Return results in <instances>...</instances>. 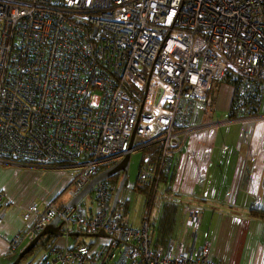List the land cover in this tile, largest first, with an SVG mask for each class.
<instances>
[{
  "label": "built area",
  "instance_id": "obj_1",
  "mask_svg": "<svg viewBox=\"0 0 264 264\" xmlns=\"http://www.w3.org/2000/svg\"><path fill=\"white\" fill-rule=\"evenodd\" d=\"M227 75L234 119L259 120L249 101L264 94V0H0V166L57 167L73 199L138 151L135 184L169 201L176 155L199 129L194 108ZM115 192L102 181L90 206L30 204L10 251L58 219L64 244L26 264H218L198 245L199 205L185 204L179 236L156 244L152 209L134 227L123 204L113 210ZM8 206L0 191V229Z\"/></svg>",
  "mask_w": 264,
  "mask_h": 264
},
{
  "label": "crops",
  "instance_id": "obj_2",
  "mask_svg": "<svg viewBox=\"0 0 264 264\" xmlns=\"http://www.w3.org/2000/svg\"><path fill=\"white\" fill-rule=\"evenodd\" d=\"M233 98V87L221 84L208 108H194L191 122L199 129L188 137L174 160L170 193L180 208L171 237H178L182 231L184 205H199L202 214L198 245L209 244L218 264H264V220L249 214L253 208L264 209V112L259 120L231 118ZM4 166H0V191L7 195L9 206L0 229V264H15L28 243L12 252L10 242L23 231L22 215L36 202L25 200L17 185L27 175L25 178L48 186L41 197L45 200L40 202L46 204L55 203L67 191L69 180L54 167ZM14 175L18 183L9 180ZM128 221L137 228L141 225ZM56 239L54 243L64 244V239ZM68 242L73 245L76 239L72 244L70 239Z\"/></svg>",
  "mask_w": 264,
  "mask_h": 264
},
{
  "label": "trees",
  "instance_id": "obj_3",
  "mask_svg": "<svg viewBox=\"0 0 264 264\" xmlns=\"http://www.w3.org/2000/svg\"><path fill=\"white\" fill-rule=\"evenodd\" d=\"M239 81H240V79H238V82ZM219 82L221 84H227L230 86H234V81L230 80L229 75L225 76V78ZM220 83H218V82L214 83L212 90L210 92V95H209V97H210L209 102L205 106L206 108H208L213 103L214 97H215V91L218 92L219 87H220V85H219ZM235 85H236V83H235ZM213 90H215V91L213 92ZM250 98L251 99L249 101V106H251L252 110L258 112L260 109V105L262 103V100H263V91L261 90V88L258 87V89H256V91L250 96ZM238 115H239L238 108L236 107L235 99L233 98V102L231 105V118H236ZM27 166H30V167H52L50 165L37 163V162H28ZM104 169H105V167L103 168V170ZM174 174H175V171H174L171 179L169 181H167V183H166V184H169L167 186L168 187V191H167L168 195L171 192V184L173 183ZM121 179H122V174L119 173V174H116L115 176L111 177L110 179H108L106 181L110 184L112 189L114 191H116L118 186H119ZM126 186H127V181H126V184L124 186V189L126 188ZM129 189L135 190V191L145 195V210L146 211H149L150 209H152V212H151V215H152L153 211L155 210V215H154L153 219L151 220V222H152V234H151V236L154 238L156 243H163L164 244V242L166 240L171 238V236L173 235V233L175 231L180 204H178L176 202L177 200H175L171 197H170L171 200H169V201H164L161 198H156L155 200H152V198H153L152 193L148 189L141 187V186H138L136 184L129 187ZM119 204H123V207L125 208V217L127 220H129L128 201L126 199L121 200V196H120ZM249 214L254 218L264 220V209L263 208H253L249 211ZM143 218L144 217H142L141 221L143 220ZM56 240H57L56 238H53L51 236L44 237L40 241L39 245L31 253L26 255L23 260L33 259V256L35 254H39L40 251H42L43 249H45L48 246H50L51 244H53Z\"/></svg>",
  "mask_w": 264,
  "mask_h": 264
},
{
  "label": "rangeland",
  "instance_id": "obj_4",
  "mask_svg": "<svg viewBox=\"0 0 264 264\" xmlns=\"http://www.w3.org/2000/svg\"><path fill=\"white\" fill-rule=\"evenodd\" d=\"M220 83V82H218ZM221 85V83L219 84ZM233 87V86H232ZM234 89V87H233ZM215 90H213L214 92ZM217 93L215 91V96H217ZM202 106V105H201ZM200 107V104L196 105V108ZM264 112V94H263V100L259 109V115H261ZM138 140V139H137ZM136 140V141H137ZM141 158H142V153L141 152H133L130 155V168H129V173H128V179H127V186L126 188L123 190L122 194H121V200H127L128 201V216L129 219L135 221L136 224H138V222H140V218L144 217L146 218L148 216V212L145 210V195H143L142 193H139L135 190L129 189V187L133 186L135 184L136 181V176L138 173V168L141 162ZM119 160H116L114 163H117ZM20 165V164H19ZM18 164H14L12 166H4V168H20ZM111 166V164H110ZM10 168V169H11ZM57 168V167H54ZM21 169H25V168H21ZM23 171V170H22ZM65 178L67 179L66 175L64 174ZM27 177V175L24 176V179H22V182L20 184L17 185L16 189L19 193H21V195L24 197L25 200H29V199H34L33 201L36 202H42L45 199L41 198L44 191H47V187L48 186H42L39 185L38 183H35V181L32 178H25ZM9 180L12 183H18L19 182V178L14 175L12 177L9 178ZM108 180V179H107ZM106 181V180H105ZM49 182L51 183V181H45V184L48 185ZM52 186H54L53 184H50ZM49 185V187H50ZM169 197H174L171 195V193H169ZM71 201V196L69 194V189H67V191L56 200V204L64 207L65 205H68V203ZM83 204L85 205H91L93 202V194L90 193L88 194L84 200L82 201ZM62 204V205H60ZM155 215V210L152 213L151 216V220L153 219V216ZM81 240H84L88 243L92 242L94 240V238H83ZM71 244L74 242V238L72 237L70 239ZM31 263L34 262V259L30 260ZM26 260H23L21 264H25Z\"/></svg>",
  "mask_w": 264,
  "mask_h": 264
},
{
  "label": "water",
  "instance_id": "obj_5",
  "mask_svg": "<svg viewBox=\"0 0 264 264\" xmlns=\"http://www.w3.org/2000/svg\"><path fill=\"white\" fill-rule=\"evenodd\" d=\"M135 135L136 133L133 134L132 142L135 138ZM129 168H130V154L126 155L124 159H122L121 161L117 163H114L111 167L104 170L102 173H100L98 176L92 179V181L88 184V186L81 193H79L76 197L71 199L67 207H72V208L76 207V205L85 198V196L93 189V187L96 184H98L99 182L105 181L107 179H110L116 174L122 173L123 176L115 192L114 201L112 205V208L114 210L119 202L120 196L122 194V191L128 179ZM57 224H58V219H55L54 221H52L49 225L45 227V229L41 232V234L37 238H35L30 243H28V245L23 250H21V252L19 253V256L15 264H21L25 256L31 253L39 245L40 241L44 237L51 235L56 238H61L62 233L59 231V226H57ZM75 235L76 237L87 236L86 234H75ZM106 236L107 235L104 232H101L97 235V237H106Z\"/></svg>",
  "mask_w": 264,
  "mask_h": 264
},
{
  "label": "flooded vegetation",
  "instance_id": "obj_6",
  "mask_svg": "<svg viewBox=\"0 0 264 264\" xmlns=\"http://www.w3.org/2000/svg\"><path fill=\"white\" fill-rule=\"evenodd\" d=\"M120 174H122V173H120ZM122 176H123V174H122Z\"/></svg>",
  "mask_w": 264,
  "mask_h": 264
}]
</instances>
